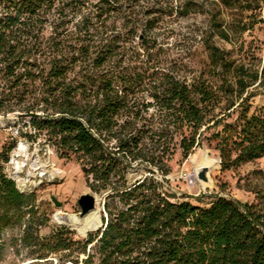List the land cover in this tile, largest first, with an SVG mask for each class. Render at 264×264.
Listing matches in <instances>:
<instances>
[{"label":"trees","instance_id":"obj_1","mask_svg":"<svg viewBox=\"0 0 264 264\" xmlns=\"http://www.w3.org/2000/svg\"><path fill=\"white\" fill-rule=\"evenodd\" d=\"M213 2L0 0V118L16 113L25 137L75 160L87 187L107 193L108 215L87 238L67 227L42 235L50 216L5 172L13 141L0 151V260L8 246L37 264H264V201L210 193L192 203L166 188L178 153L207 146L224 171L264 159V105L253 102L264 60L258 47L213 41H230L228 9L264 24L252 13L264 0ZM196 13L207 21L199 70L168 42L170 26ZM138 164L150 174L130 182Z\"/></svg>","mask_w":264,"mask_h":264},{"label":"rangeland","instance_id":"obj_2","mask_svg":"<svg viewBox=\"0 0 264 264\" xmlns=\"http://www.w3.org/2000/svg\"><path fill=\"white\" fill-rule=\"evenodd\" d=\"M200 3L202 6L198 9L206 11L217 9L213 0H200ZM259 6L260 10L254 5L252 13L253 15L259 13L262 18L264 2ZM227 12L229 16L224 15L226 20L224 25L228 22L226 29L230 33V41L214 38V43L227 51L240 45H244V51L249 49L255 51L254 48L258 47L256 55L264 60V24L259 23V19H249L248 15L251 12L242 14V22L239 20L241 16L235 17L236 14H240L239 12H232L231 9L226 10ZM206 25V17L197 13L186 18H178V21L170 26L174 32L168 41L172 46L169 54L184 57L185 62L195 70L201 69L205 63L206 54L200 41V35ZM245 25L246 30H244ZM260 91L262 94L253 99L254 105H264V88ZM26 123L27 120H22L16 113L0 118V151L4 146L8 147L15 141L10 160L5 164L6 174L15 181L21 193H35L41 209L50 216L47 227L41 230L42 235H48L60 227H67L77 234V238H87L89 234H94L101 229L108 219L104 208L107 193L92 192L85 183L80 165L75 160L60 159L52 145L44 138L32 140L25 137V133L31 130L29 126H25ZM21 133L23 136H20ZM208 161L211 165H217L210 170L207 169L206 177L210 178L211 183L207 188H203L199 183L200 172L197 173V170L201 164ZM17 164H21L20 169ZM171 169V174L165 178L166 188L175 195L177 200L183 198L196 203V199L202 195L222 193L242 202L264 201V159L244 164L236 170L224 171L218 154L207 146H203L197 148L185 160L178 153L171 161ZM149 174L146 164H138L129 169L127 179L134 182ZM157 177L162 179L159 175ZM85 194L100 199L96 203L99 214V219L96 221L80 222L79 220L81 208L78 200ZM51 197H55L62 203L61 209L53 205ZM117 207L119 205H114L112 208L116 210ZM15 233L9 231L7 239ZM34 262L36 261L27 257L24 251L15 255L8 246L0 260V264H37Z\"/></svg>","mask_w":264,"mask_h":264},{"label":"water","instance_id":"obj_3","mask_svg":"<svg viewBox=\"0 0 264 264\" xmlns=\"http://www.w3.org/2000/svg\"><path fill=\"white\" fill-rule=\"evenodd\" d=\"M206 172L207 169L204 168L200 171L199 175H198V179L200 181H207L208 178L206 177ZM51 202L53 203V205L58 208L61 209L62 208V203L60 201H58L55 197H51ZM78 205L81 208V212L79 214L80 219L85 218L92 210L95 209L96 207V197L90 194H85L82 195L79 200H78Z\"/></svg>","mask_w":264,"mask_h":264},{"label":"bare ground","instance_id":"obj_4","mask_svg":"<svg viewBox=\"0 0 264 264\" xmlns=\"http://www.w3.org/2000/svg\"><path fill=\"white\" fill-rule=\"evenodd\" d=\"M20 151V150H19ZM21 152V151H20ZM17 156V155H16ZM18 166H19V169H20V167H21V164L19 165V164H17ZM217 164H212L211 165V162H207V163H203V164H201L199 167H198V170H197V173H199L202 169H204V168H206V169H208V170H210V169H212V168H214L215 166H216ZM25 167V166H24ZM35 171V170H34ZM44 174V173H43ZM42 175V174H41ZM208 177V176H207ZM197 179V178H196ZM196 182V181H195ZM199 183L201 184V186L203 187V188H207L209 185H210V183H211V180H210V178L208 177V180L207 181H199ZM206 190V189H205ZM100 199H99V197H96V203H98V201H99ZM99 219V214H98V211H97V209H96V207H95V209L94 210H92L85 218H83V219H80V217H79V220H80V222H89L90 220H93V221H96V220H98ZM72 228V227H71ZM74 229V228H73Z\"/></svg>","mask_w":264,"mask_h":264}]
</instances>
